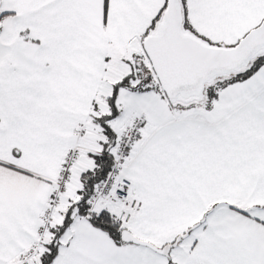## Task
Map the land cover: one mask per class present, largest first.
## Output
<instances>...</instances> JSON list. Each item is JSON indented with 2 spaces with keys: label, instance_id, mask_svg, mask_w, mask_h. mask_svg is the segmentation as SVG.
I'll return each mask as SVG.
<instances>
[{
  "label": "snow or ice",
  "instance_id": "snow-or-ice-1",
  "mask_svg": "<svg viewBox=\"0 0 264 264\" xmlns=\"http://www.w3.org/2000/svg\"><path fill=\"white\" fill-rule=\"evenodd\" d=\"M0 264H264V0H0Z\"/></svg>",
  "mask_w": 264,
  "mask_h": 264
}]
</instances>
